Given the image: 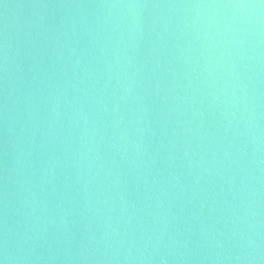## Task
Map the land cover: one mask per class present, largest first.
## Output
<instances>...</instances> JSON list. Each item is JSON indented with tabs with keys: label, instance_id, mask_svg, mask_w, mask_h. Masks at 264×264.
<instances>
[{
	"label": "water",
	"instance_id": "water-1",
	"mask_svg": "<svg viewBox=\"0 0 264 264\" xmlns=\"http://www.w3.org/2000/svg\"><path fill=\"white\" fill-rule=\"evenodd\" d=\"M0 264H264V0H0Z\"/></svg>",
	"mask_w": 264,
	"mask_h": 264
}]
</instances>
